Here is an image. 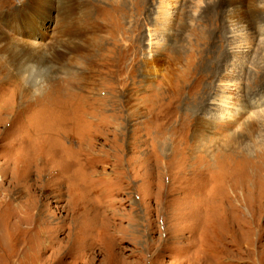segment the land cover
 <instances>
[{
    "label": "rangeland",
    "instance_id": "374dc122",
    "mask_svg": "<svg viewBox=\"0 0 264 264\" xmlns=\"http://www.w3.org/2000/svg\"><path fill=\"white\" fill-rule=\"evenodd\" d=\"M0 32V264H264V0H0Z\"/></svg>",
    "mask_w": 264,
    "mask_h": 264
},
{
    "label": "bare ground",
    "instance_id": "6f19581e",
    "mask_svg": "<svg viewBox=\"0 0 264 264\" xmlns=\"http://www.w3.org/2000/svg\"><path fill=\"white\" fill-rule=\"evenodd\" d=\"M165 7H166V6H165ZM168 8H169V5H168ZM4 40H5V37H4L3 34L0 32V41H4ZM29 46H30V45H29ZM35 58H36V57H35ZM21 72H22V71H21ZM233 107H234V106H232V105H231L230 107H229V105H228V108H233ZM251 127H253V125H252ZM247 130H248V129H247ZM253 131H254V130H253ZM253 131H252L251 133H247V135H248L249 137L253 136ZM196 198H197V197H196ZM196 198L193 197V199H196ZM193 199H192V200H193ZM192 200H191V201H192ZM191 201H190V202H191ZM193 201H194V200H193ZM195 202H196V201H195ZM195 205L197 206V205H199V204L197 203V204H195ZM199 206H200V205H199ZM201 208H202V207H201ZM188 219H189V218H188ZM188 219H187V220H188ZM186 223H187V222H186ZM240 223H241V222H240ZM189 224H190V223H189ZM206 224H208V223H206ZM186 225H188V224H186ZM192 225H193V224H192ZM212 225H213V224H211V225H209V226H212ZM184 226H185V225H184ZM215 227H216V226H215ZM184 228H185V227H184ZM208 228H209V227H208ZM209 229H210V228H209ZM194 233H195V232H194Z\"/></svg>",
    "mask_w": 264,
    "mask_h": 264
}]
</instances>
